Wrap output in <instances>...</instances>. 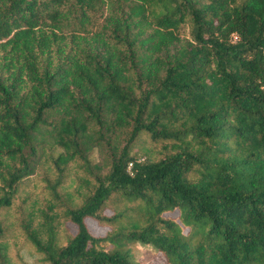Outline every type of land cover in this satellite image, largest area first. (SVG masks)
Returning <instances> with one entry per match:
<instances>
[{
  "label": "trees",
  "instance_id": "trees-1",
  "mask_svg": "<svg viewBox=\"0 0 264 264\" xmlns=\"http://www.w3.org/2000/svg\"><path fill=\"white\" fill-rule=\"evenodd\" d=\"M141 133L167 150L139 159ZM41 161L85 188L63 243L25 225L48 264H141L123 239L164 264H264V0H0V206ZM114 192L143 211L95 236L83 218L113 219Z\"/></svg>",
  "mask_w": 264,
  "mask_h": 264
},
{
  "label": "rangeland",
  "instance_id": "rangeland-1",
  "mask_svg": "<svg viewBox=\"0 0 264 264\" xmlns=\"http://www.w3.org/2000/svg\"><path fill=\"white\" fill-rule=\"evenodd\" d=\"M162 143L161 141L153 142L146 134L141 133L133 141L131 152H134L139 159L145 157L155 159L167 150ZM79 163L81 164L80 161ZM95 163L102 164L96 148L86 165L94 170ZM70 166L72 167L69 175L60 177V182L56 184L58 177L53 165L49 161L42 162L34 174L20 182L10 204L0 206V243L5 245L6 255L9 256L12 264H48L43 258L44 252L38 250L27 237L25 225H28L31 230L34 229L41 243H46L53 238L55 243L61 244L66 236L75 231V225L65 215V209L81 201L85 188H77L80 181L78 175L81 174L79 165L71 164ZM142 206L138 199H126L114 192L108 196L100 208L101 215H115L113 219L105 221L87 216L83 218V221L87 229L95 236H107L111 232L124 233L130 230L132 224L138 220L137 215L143 211ZM117 212H120L119 216H116ZM161 215L175 217L174 212H162ZM143 221L141 220L142 223ZM186 228L183 227L182 230L185 231ZM99 244L108 247L110 242L102 240ZM122 244L141 264H164L163 254L151 244L140 243L135 239H123Z\"/></svg>",
  "mask_w": 264,
  "mask_h": 264
}]
</instances>
